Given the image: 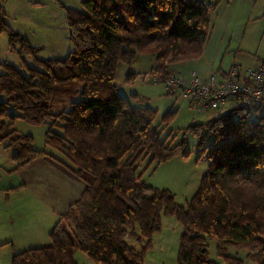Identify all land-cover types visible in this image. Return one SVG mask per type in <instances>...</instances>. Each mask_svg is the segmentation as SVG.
I'll return each mask as SVG.
<instances>
[{
	"label": "trees",
	"instance_id": "16d2710c",
	"mask_svg": "<svg viewBox=\"0 0 264 264\" xmlns=\"http://www.w3.org/2000/svg\"><path fill=\"white\" fill-rule=\"evenodd\" d=\"M212 1L82 0L80 9H68L73 51L51 59L37 57L39 48L5 23L0 7V31L20 43V57L36 61L28 75L0 63V144L14 150L19 168L47 152L35 148L34 137L21 133L15 120L45 125L46 144L86 183L50 242L15 254L12 264H78V250L98 264H145L163 214L184 227L177 264H222L210 258V240L225 264H244L228 254L231 246L264 264V114L255 120L236 107L186 128L202 146L213 135L214 145L208 170L184 206L138 172L140 161L148 159L145 172L172 158L184 138L176 145L171 133L163 138L155 124L158 110L142 104L146 99L138 93L119 94L115 83L119 63H131L139 52L155 55L164 81L174 73L170 64L199 56L210 36L209 13L221 0ZM57 106L63 108L54 111Z\"/></svg>",
	"mask_w": 264,
	"mask_h": 264
},
{
	"label": "rangeland",
	"instance_id": "374dc122",
	"mask_svg": "<svg viewBox=\"0 0 264 264\" xmlns=\"http://www.w3.org/2000/svg\"><path fill=\"white\" fill-rule=\"evenodd\" d=\"M81 1L0 0V4L3 7L5 23L14 32L26 37L32 46L39 48L38 58L51 59L65 58L73 51L67 17L68 9H80ZM217 3L215 9L209 13L211 31L202 53L197 57L177 60L170 64L173 75L186 79L196 75L201 79H207L214 74L219 78L234 64L246 68L258 61H264V0H221ZM19 49L20 43H11L7 30L0 31V63L9 62L28 75L27 66H36V61L29 55L20 57L17 52ZM2 70L0 64V72ZM115 83L119 94L129 98L131 94L138 93L146 99L142 104L158 110L155 124L162 131L163 138L171 133V139L174 138L172 145L183 141L184 138L181 150L172 158L159 164L153 163L145 172L143 168L148 159L140 161L138 172L142 174V180L147 184L170 190L176 202L186 206L197 192L202 177L208 170L209 151L214 145L213 135H209L205 145L202 146L198 135L193 130L186 131V128L218 117L232 108L229 105L219 109L196 107L190 105L189 101L179 93L168 92L165 81L156 70L153 53L139 52L138 57L131 63L120 62ZM4 99L0 94V100ZM61 108L63 107L57 106L54 111ZM169 111L172 113L167 116L169 122L165 120V123L162 118ZM262 114H264V106L258 112H253L250 117L258 120ZM24 125L29 126L30 135L34 137V145L42 147L45 143L47 127L32 125L21 119L17 127L21 129ZM2 146L0 150L3 149ZM6 154L8 153L1 150L0 159ZM8 172H11V169L8 168ZM5 218L7 224L9 219ZM3 221L0 222V230L4 225ZM183 229V225L175 216L163 214L161 228L153 234L151 247L146 251L145 264H177ZM126 241L136 249L141 248V244L132 237H127ZM208 250L210 258L225 264L217 255L214 240L209 241ZM247 253L246 249L234 246L228 249V254L239 257L244 264H260L248 258ZM75 258L78 264H98L81 250L76 252ZM4 262L6 258L0 257V264ZM7 264H10L8 259Z\"/></svg>",
	"mask_w": 264,
	"mask_h": 264
},
{
	"label": "crops",
	"instance_id": "0c3cea01",
	"mask_svg": "<svg viewBox=\"0 0 264 264\" xmlns=\"http://www.w3.org/2000/svg\"><path fill=\"white\" fill-rule=\"evenodd\" d=\"M19 122L20 119H16L14 126L17 127ZM18 130L30 134L29 126L24 125ZM44 142L42 147H34L47 154L19 168L12 159L14 150L5 143L0 144V147L3 145L1 150L8 153L0 159V222L4 220L0 230V257L6 258L4 264L7 259L11 264L17 253L49 243L55 225L86 188L84 180L67 166L59 151L48 146L46 139ZM5 217L9 219L7 224Z\"/></svg>",
	"mask_w": 264,
	"mask_h": 264
},
{
	"label": "built area",
	"instance_id": "2783aa9c",
	"mask_svg": "<svg viewBox=\"0 0 264 264\" xmlns=\"http://www.w3.org/2000/svg\"><path fill=\"white\" fill-rule=\"evenodd\" d=\"M165 88L179 93L192 106L219 109L229 105L258 112L264 106V63L246 68L233 65L219 78L214 74L207 79L172 75L165 81Z\"/></svg>",
	"mask_w": 264,
	"mask_h": 264
}]
</instances>
